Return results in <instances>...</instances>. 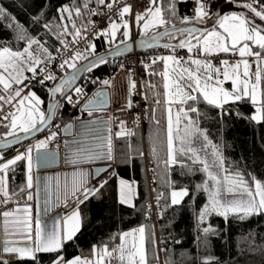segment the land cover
Wrapping results in <instances>:
<instances>
[{
  "label": "snow or ice",
  "instance_id": "1",
  "mask_svg": "<svg viewBox=\"0 0 264 264\" xmlns=\"http://www.w3.org/2000/svg\"><path fill=\"white\" fill-rule=\"evenodd\" d=\"M195 8L192 17L178 16L177 0H149V7L143 13L134 16L136 27L141 30L147 40H141V45L147 47H163L170 50L168 55H160L152 58L144 64L147 74L159 76L162 82L163 93L156 91L157 85L147 81L146 88L154 91L153 114L162 107L165 120L163 138L164 157L160 158L159 146H153L152 154L163 165L166 175L175 168L179 169L178 176L195 175L201 172L205 179L193 186L191 193L188 187H177V181L170 177L164 181L169 191L167 196L163 191H157L155 195V207L157 216L164 218L170 209L174 212L186 206V198L194 202L196 193H206L207 202L196 212L197 226L200 227L201 243L205 247L209 244V237L218 235L217 230L207 223L210 216L216 215L227 220L234 217L240 221L250 220L252 217L264 215V179L255 175L233 171L225 165L221 145L214 143L209 136L206 127H202V119H207L201 105L210 106L216 110L215 119L235 115L240 119L260 124L264 123V27H259L246 16L231 14L219 17V29L201 30L194 27L178 28L175 21L189 25L203 23L210 17L209 0H194ZM46 6V5H45ZM248 8L255 17L264 21V0H252L243 5ZM55 17L44 19L43 9L37 13L33 20L49 33L54 34L60 41L62 50H68L70 55H63L57 61L40 39L29 36L27 30L16 20L14 16L0 6V21L9 20L7 27L15 28V39L24 41L23 49L14 50L9 46H0V126L8 129L4 133L7 137H14L12 143H20L22 138H28L36 132L47 128L57 116L60 102L56 97L62 96L69 104L79 103L73 101L67 94L66 86H71L77 79V75L62 79L55 87L49 90L51 102L47 111L43 110L45 101L35 91L31 90L32 82L44 84L45 81H56L57 76L51 71L49 65L56 63L59 69L71 68L78 73L77 62L87 60L89 54L95 55V39L105 37L109 44L116 43L118 34L122 37L121 44L131 39L132 6L124 3V0H70L69 3H61L56 9ZM93 17L97 19H93ZM97 20H103L105 27L97 30ZM123 29V31H121ZM94 33L92 41L89 34ZM178 39V43L160 44V40ZM151 41V42H149ZM81 42L83 50L76 47ZM154 42V43H153ZM34 46L37 51H33ZM179 49H186L191 55L187 59L175 55ZM221 53L238 55L239 60L229 62L224 59L216 66L209 59L201 58L216 56ZM119 44L116 45V55H120ZM104 58H97L84 67V71L91 72L93 68L106 64ZM163 64V71L156 72L152 66ZM123 68V65H120ZM27 82V83H26ZM95 81H93L94 83ZM103 86L111 87L112 81L105 79ZM230 84V87H225ZM136 81L129 78V97L136 92ZM77 97L84 95V89L75 87ZM163 96V100H161ZM147 100V94L144 95ZM106 92L97 93L95 99L89 100L85 111L91 116L93 112L101 110L108 104ZM250 103L254 112L245 114L236 106L241 103ZM127 107H132L131 99H128ZM154 123L159 126L160 119L153 115ZM109 123L110 122H105ZM85 131L94 135V145L77 142L76 150L68 158V163L73 165L89 164L99 160L113 161L111 128H107V135L100 134L98 129L88 125L83 126ZM120 130L117 137L134 135L125 129V122L120 121ZM66 128H72L69 124ZM23 134V137L21 136ZM58 133L52 132L43 140L28 146L24 152L10 159L4 160L0 152V206L11 202L13 195L8 190L7 177L10 170L15 171V166L20 161L26 162V188L33 187V152H44L45 162L55 159L54 153H49V144L56 139ZM6 145H0L3 147ZM143 156V153H139ZM129 157L127 162H130ZM111 166V165H109ZM108 168L96 169V184L90 183V173L78 168L69 179L64 178L63 183H57V190L63 189L65 199L69 196L77 201V205L83 204L90 198H99L101 190L107 184V177H101V173ZM21 192L25 189L21 188ZM136 196L135 186L126 180H120V199L122 205L135 208L133 200ZM28 201L33 199L31 193L26 196ZM163 201V203H162ZM48 201H45L47 204ZM57 205L54 204L53 207ZM153 205L145 206L146 216L150 218ZM23 212V218L16 217V213ZM3 231L5 235H20L31 246H15L12 241H5L4 252L14 254L18 259H28L39 264L38 254L54 253L52 264H150L149 248L152 245V261L159 260V249L156 245L154 227L149 229L141 225L129 231H123L109 237L110 243L93 245L89 257L75 256L65 259L63 249L66 243L75 242L77 234L83 226L79 207L77 206L70 215L63 218L62 225L58 222L51 232H44L36 221L35 232L31 218V205H25L23 209L2 213ZM16 217L14 220L9 218ZM198 239H200L198 237ZM179 243V241H177ZM12 245V246H10ZM167 251V249H164ZM264 257V245H255ZM3 264H7L4 261ZM163 264H174L171 257L164 260ZM192 264H196L193 260ZM200 264H219L215 257H204Z\"/></svg>",
  "mask_w": 264,
  "mask_h": 264
},
{
  "label": "trees",
  "instance_id": "2",
  "mask_svg": "<svg viewBox=\"0 0 264 264\" xmlns=\"http://www.w3.org/2000/svg\"><path fill=\"white\" fill-rule=\"evenodd\" d=\"M229 1H238L245 4L252 2V0H219L212 5L210 16H213L219 7ZM69 2L70 0H0V6L16 18L19 24L27 30L29 36L40 39L51 52H54L62 47L60 41L56 39L54 34H49L42 27V24L35 23L33 17L43 9L44 19L50 20L55 17V9L59 4ZM194 8V0H177L178 16L192 17ZM8 23H10L9 20L0 21V46H9L14 50L23 49L26 46L24 41L15 39L16 34L13 30L15 25H13V28H9L7 27ZM175 23L176 25L181 24L179 19ZM117 39L121 40L122 37L119 35ZM95 40L96 54L102 51L105 52V50L114 46V44H109L105 37ZM170 41L178 42V39ZM107 61L106 64L95 67L91 72L87 71L85 74H93L96 78H102L106 75L108 77L112 76L116 71L114 64H116L117 59H107ZM71 70V68H66L57 77L56 81H46L44 84L31 85V89H34L45 101L43 108L46 111L50 100L49 90ZM152 70L156 72L163 71L162 62L153 65ZM139 77L143 98L145 94L148 96V99H144L143 103L148 112L146 119L143 125L135 123L134 135L130 137H117L115 133L112 145L115 158L113 161L117 173L107 178L108 182L101 190L102 195L99 198L93 197L80 204L79 209L83 226L81 232L77 234L75 242L65 244L62 253L65 259H71L77 255H90L93 245L110 243L109 237L114 234L141 225H145L149 229L154 227L156 234L155 224L152 222L151 217L149 218L145 213V206L149 204L151 199L146 170L147 162L152 163V169L155 171L156 190L163 191L165 196H167L169 189L164 181L169 177L177 181V187H188L190 193L194 185L201 183L206 178L201 172L190 176H178L180 170L175 168L171 169L166 175L164 165L153 156V146H159L160 158L164 157L162 141L165 136V120L163 119L162 107L153 114L152 109L155 107L154 91L144 85L147 81H150L157 85L156 91L163 93L162 82L159 76L147 74L144 63L140 65ZM135 98V96H132L133 102ZM160 98L163 100V96ZM67 105L66 99L60 103L53 125L62 123L68 118L69 109ZM230 107L238 109L245 116L254 112L253 106L247 102ZM201 108L207 113L208 117L207 119H202L201 125L208 129L209 136L213 142L221 145L226 167L233 171L243 172L245 178L248 177V174H252L259 179H264V123L257 124L246 119H240L235 115L226 117L221 121L215 119V109L203 104ZM102 112L103 110L95 111L93 115ZM153 115L160 119L159 126L154 123ZM86 116H88V113L84 111L79 116V119ZM7 131L8 129L0 126V139L7 137L4 135ZM24 144L2 152L9 153ZM140 152L143 153V156L139 154ZM129 157H131V160L127 162ZM24 173L23 164L15 166V171H9L8 190L10 194H24L20 191L24 186ZM118 176L137 181L138 195L135 201V208H130L119 202ZM154 195H156L155 192ZM206 202V193H196L194 202L186 198V206H182L181 210L174 212L170 209L165 213L163 219L157 221L159 235L169 237L172 241L171 246L163 254L164 260L171 257L174 264H192L193 260L196 261V264H200L204 257L211 256L215 257L219 264H264V257L254 250L255 245H264V215L255 216L246 221H240L234 217H229L225 220L220 216H210L207 219V223L217 230L218 235L210 236L209 244L205 247L201 243L202 237L199 230L204 225L197 226L195 214ZM154 239L156 242V235ZM148 248L150 264H156L155 261L151 260V243H149ZM55 255L54 253L38 254L39 264H52V259ZM4 261H7V264H35V262L28 259L12 261L0 259V264H3Z\"/></svg>",
  "mask_w": 264,
  "mask_h": 264
},
{
  "label": "crops",
  "instance_id": "3",
  "mask_svg": "<svg viewBox=\"0 0 264 264\" xmlns=\"http://www.w3.org/2000/svg\"><path fill=\"white\" fill-rule=\"evenodd\" d=\"M231 14H238L242 15L238 12H228L224 16H228ZM219 23L217 26H215L212 29H216L218 31H222V29H219ZM210 29V30H212ZM49 52L52 54L50 49H48ZM183 54H175L178 57H183L187 59L189 57V54L186 49H182ZM170 53H166L163 55H168ZM213 56L208 57H201L205 59H211ZM214 64V63H213ZM217 66V65H216ZM129 75L125 73L122 70H116L115 73H113L112 76L106 77V79H110L112 81V86L110 87L111 97H112V104L111 106H125L127 107L128 99H131L132 102V96L129 97ZM225 87H230V84H225ZM43 110H45L43 108ZM113 109H107L103 110L102 113L82 117L81 119H77L76 122H74L73 126V132L69 136L64 137V150L63 152H57L54 149L48 148L49 153L55 154L54 160H49L45 162L42 158L38 160V157H43L44 152L43 150L40 153H37L36 151L33 152V187L31 189L26 188V162L20 161L18 164L24 165L25 170V180H24V186L25 189L24 193L22 195H13L11 202L7 203L6 205H3L2 208H0V259L4 260H10L11 255L3 251L5 247V241H12L14 242L15 246H31L32 241H28L25 238H23L20 235L15 234H9L5 235L3 231V216L2 213L4 211H10L15 210L17 207L23 209L25 205H31V218L33 223V230L35 232L36 227V221L39 220L40 227L44 230V232H51L53 228L56 226V224L59 222L61 225L63 223V218L67 215H70L71 212L79 205H77V201L70 196L65 199L63 195V189L61 187V190H57V183H63L64 178L67 176L69 179L71 178V174L74 171H77L78 168H83L87 170L90 173V183L92 185L96 184V178H95V171L96 169L105 164H113V161L109 162L106 160H99L95 161L93 163L89 164H82V165H73L71 163H68V158H70L71 154L76 150L77 142H80L81 144H89L94 145L96 143L95 136L86 132L84 129V125H88L91 128L98 129L100 134L107 135V128H111V139L112 143L114 141V135L115 133L113 130ZM105 122H110L105 123ZM43 136L34 139L33 141H29L25 143L23 146L18 147L17 149H14L13 151L9 153H3L4 160H10L14 158L18 152H24L25 149L28 146H31L38 142L39 140H43ZM112 154H113V145H112ZM2 162V161H0ZM17 164V165H18ZM114 165V164H113ZM115 165L112 166L111 169H109L107 172L102 173L101 177H107L110 178L111 175L116 174L115 171ZM126 180L129 183L133 184L135 186L136 196L133 200L134 204L138 195V183L134 179H127L118 176V191H119V199H120V180ZM9 182L7 177V183ZM28 193H31L33 196V199L31 201H28L26 199V196ZM48 201L47 204H45V201ZM56 204V207H53V205ZM80 210V209H79ZM81 214V212H80ZM24 214L23 212L16 213V217L23 218ZM16 217L9 218L10 221L14 220ZM82 217V215H81ZM139 227V226H138ZM137 228V227H135ZM132 228V229H135ZM129 229V230H132ZM126 230V231H129ZM12 246V245H10ZM91 255V254H90ZM90 255L82 256V257H89ZM10 256V257H8ZM16 256V255H15ZM16 259L17 256H16ZM15 259V260H16Z\"/></svg>",
  "mask_w": 264,
  "mask_h": 264
},
{
  "label": "built area",
  "instance_id": "4",
  "mask_svg": "<svg viewBox=\"0 0 264 264\" xmlns=\"http://www.w3.org/2000/svg\"><path fill=\"white\" fill-rule=\"evenodd\" d=\"M219 0H209V11L211 12V7L212 5ZM124 3H127L132 6V18L130 19V22L132 23V30H131V39H135L138 37V32H137V27L134 22V16L138 12H144L147 7H149V0H124ZM93 19H97L93 17ZM106 25L103 20H97V30L104 28ZM123 29H121L122 31ZM94 33L89 34V40L92 41L94 38ZM96 40H94L95 43ZM79 49L83 50L85 47L84 43L81 42L79 45H77ZM61 51L63 55H70L71 53L68 50H62L61 48H58L55 50L52 55L57 57V61L61 58ZM166 53H170L169 49H165L163 47H156L140 52H134L130 55L118 58L116 61L115 68L116 70H122L125 73H127L131 78L136 81V92L133 96H135V101L132 104L131 108L125 107V106H111L110 109H113V132L117 133L120 128L118 127L120 121L125 122V129L130 130L132 133H134V125L135 123H139L140 125H143L146 116L148 114L146 106L144 103V98H143V91L140 83V65L141 63H149L150 60L156 56H160ZM96 54V53H95ZM175 54H183L182 49H179L176 51ZM93 57V55L89 54L88 59ZM227 59L229 62H235L240 59L238 55H233V54H226V53H221L219 55L213 56L212 60L213 63L217 66L220 65V61ZM83 61L86 60H81L77 62V66L81 64ZM120 65H123V68L120 67ZM51 71L58 77L61 73H63L66 69L61 70L59 67H57V64L54 62L51 65H49ZM107 77L103 76L102 78H96L93 74H84L83 78H81L79 81V84L76 87H81L84 89V95L81 97H77L76 93L74 90L70 92L69 95L72 96L73 101H79V103L75 104H69L67 105L69 109V116L68 118L65 119L62 123L52 125L46 132L43 133V138L45 139L47 136L51 135L52 132L58 133L56 136V139L52 141L49 144L50 149H54L57 152H63L64 150V127L68 121H73L76 122L77 119H79V116H81L82 112V105L85 104V102L93 95V92L98 90L99 88L105 87L102 85V81L105 80ZM93 81H95L93 83ZM46 82V81H45ZM38 84L35 81L32 82V85ZM132 136V135H131ZM130 137V136H128ZM114 164V161H113ZM114 166V165H113ZM152 163L147 162V175H148V183L149 187L151 190V199L149 201V204L153 205L151 209V214L150 217L152 219V222L155 224V229H156V245L159 249V260L155 261L156 264H163L164 262V249H168V247L171 246L172 241L169 237L159 235L160 233L157 231V221H159V217L157 216V211L158 209L155 207V195L153 193V189H157V184L155 180V171L152 169ZM10 257V256H8ZM11 258L13 260L16 259V256L13 254L11 255Z\"/></svg>",
  "mask_w": 264,
  "mask_h": 264
},
{
  "label": "water",
  "instance_id": "5",
  "mask_svg": "<svg viewBox=\"0 0 264 264\" xmlns=\"http://www.w3.org/2000/svg\"><path fill=\"white\" fill-rule=\"evenodd\" d=\"M243 5H245V3L238 2V1H229V2H226L222 7H219L218 11L211 18L206 19L205 22H203V23H195V24H189V25L177 24V27L178 28H180V27H194V28L201 29V30H210V29L214 28L215 26H217V24L219 23L218 18L223 17L228 12H238V13L242 14L243 16H246L249 20H251L257 26L264 27V21L260 20L258 17H255V15L248 8L244 7ZM147 39H148L147 37L138 36L135 39H131V40L126 41L124 44L120 43L119 44V48H120V52H121L120 55H116V46H113L112 48L105 50V52L104 51L98 52L93 57L87 59L86 61H83L81 64H79V66H77V68L80 69V71L78 73H74V70L72 69L66 75H64L62 78V79H66L68 77H71L73 74L77 75V79L75 80V82L71 86H66L67 94L69 95L70 92H72L73 89L79 84V81H81L80 79L83 78L84 74L87 72V71L83 70L84 67L87 66L91 61H93L97 58H101V57L104 58L105 60H107V59H118V58L130 55L134 52H140V51L156 48V47H152V48L147 47V44L141 45V40H147ZM149 42H151V41H149ZM159 43L160 44H164V43L176 44L178 42L170 41L167 38H164V39L160 40ZM62 79H60L56 83V85ZM110 90H111L110 87L105 86V87L99 88L98 90L94 91L93 95L85 102L84 105H82L83 106L82 110L85 111V106L87 105L88 101L95 99L97 97V93H99V92H106L108 95V101H109L108 104L106 106H104L101 110L110 109L111 104H112V97H111ZM56 99L61 103L64 100V97L58 95L56 97ZM50 102H51V96H50L49 103ZM47 108H48V106H47ZM53 124H54V120H52L50 125L47 128H45L44 130H42L40 132H36L28 138H22L20 143H12L11 141L14 140V137H5L3 139H0V145H6L3 147H0V152L8 150L10 148H14V147L16 148L17 146H19L21 144L27 143L31 140H34V139L42 136L43 133L46 132ZM69 124L72 125V128H70V129L66 128V126ZM73 126H74V122L68 121L64 127V131L62 132L63 135L64 136L71 135L72 134L71 132H73ZM21 136L23 137V134H21ZM109 165H111V166H109ZM112 166H113V164H105V165L99 166L98 168H108V170H109L112 168ZM103 173H105V172H103ZM3 199H4L3 196L0 195V200H3ZM2 206H0V208H2Z\"/></svg>",
  "mask_w": 264,
  "mask_h": 264
},
{
  "label": "rangeland",
  "instance_id": "6",
  "mask_svg": "<svg viewBox=\"0 0 264 264\" xmlns=\"http://www.w3.org/2000/svg\"><path fill=\"white\" fill-rule=\"evenodd\" d=\"M138 13H143V12H138ZM137 14V13H136ZM212 16H210L209 18H211ZM137 32H138V36H143L142 35V33H141V30L137 27ZM118 36H119V34H118ZM117 36V37H118ZM144 37V36H143ZM106 39V38H105ZM117 44H120V40H116V43H114V46H116ZM46 47V46H45ZM33 51L35 52V51H37V49H36V47L34 46V48H33ZM189 54V53H188ZM189 55H191V54H189ZM210 60H212V57H211V59ZM213 62V61H212ZM27 83V82H26ZM32 91H35L34 89H31ZM36 92V91H35ZM36 94L38 95V93L36 92ZM42 100H43V98L41 97V95H38ZM49 104V103H48ZM46 111V110H45ZM19 165V164H18ZM18 165H16V166H18ZM154 193V192H153Z\"/></svg>",
  "mask_w": 264,
  "mask_h": 264
}]
</instances>
